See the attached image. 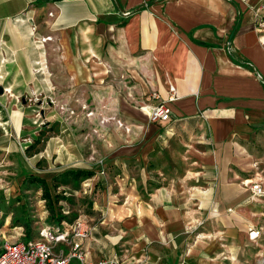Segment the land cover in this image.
Masks as SVG:
<instances>
[{
    "label": "crops",
    "instance_id": "1",
    "mask_svg": "<svg viewBox=\"0 0 264 264\" xmlns=\"http://www.w3.org/2000/svg\"><path fill=\"white\" fill-rule=\"evenodd\" d=\"M262 21L264 0H0V85L32 95L57 75L106 82V106L117 103L109 114L132 122L130 144L111 159L137 157L144 176L159 183L149 202L112 209L110 221L172 249L180 240L169 232L180 230L186 256L198 264H263L254 250L259 239L248 235L252 225L264 226V212L254 210L264 202L251 189L259 178L264 186ZM39 64L47 71L37 72ZM94 95L102 101L99 89ZM162 101L171 119L151 122L141 107ZM242 208L252 209L249 218ZM208 219L218 233L189 234ZM106 225L83 239L88 260L137 264L113 252L129 231L110 236ZM169 248L156 264L172 263Z\"/></svg>",
    "mask_w": 264,
    "mask_h": 264
},
{
    "label": "rangeland",
    "instance_id": "2",
    "mask_svg": "<svg viewBox=\"0 0 264 264\" xmlns=\"http://www.w3.org/2000/svg\"><path fill=\"white\" fill-rule=\"evenodd\" d=\"M41 67L36 66L37 72H45ZM53 80L54 84L46 85L43 93L35 91L32 95L30 91L11 95L5 91L6 86L0 85L3 87L0 93V248L6 240L17 241L20 238L17 233H27L28 226L29 236L35 238L45 225L61 227L80 218L85 226L98 229L108 223L110 236L117 229L129 231L119 232L122 236L114 241L113 252L128 253L129 257L143 259L147 264L163 262L168 244L146 243L150 239L144 236L146 241L143 240L133 227L117 219L110 221L112 209L135 206L137 200L149 202L159 184L153 173L149 179L144 176L145 167L137 157L125 160V165L111 159L116 147L130 144L127 141L131 138L132 122L122 115L109 114L108 107L117 103L106 106V82L98 86L95 81L76 83L65 81L59 75ZM97 89L102 101L94 95ZM120 121L130 130L121 126ZM71 168L95 173L92 177L64 178L62 173ZM29 172L44 177L47 185L25 179ZM46 188L55 213L48 208ZM242 209L244 217L249 218L252 209ZM254 210L264 212V208ZM211 223L208 219L188 232L194 238L201 232L218 233L219 226ZM260 224H264V215L260 217ZM179 231L169 232V238L181 242L185 233ZM229 231L234 234V230ZM258 239L254 250L258 258L264 259V233ZM180 242L176 248H169L171 258L174 255L169 264H185L188 258L192 259L189 264H198L194 257L186 256L187 245ZM211 247L212 255L218 252L217 243L213 242ZM154 254L159 260L153 261Z\"/></svg>",
    "mask_w": 264,
    "mask_h": 264
},
{
    "label": "built area",
    "instance_id": "3",
    "mask_svg": "<svg viewBox=\"0 0 264 264\" xmlns=\"http://www.w3.org/2000/svg\"><path fill=\"white\" fill-rule=\"evenodd\" d=\"M128 14L129 12H124V15ZM49 39H52V36L43 37V41ZM2 77L0 75V78ZM141 109L147 111L151 122L158 123L171 119L172 108L168 101L145 104ZM126 128L130 130L129 126ZM260 179L251 180L252 198L264 202V186ZM248 181L250 180H246L247 183H249ZM93 229L95 227L85 226L78 218L72 222H65L61 227L45 225L40 228L38 237L35 238L27 237L26 233L19 232L17 234L20 235V238L17 241L6 240L2 243L0 264H74L75 260L79 264H126L110 256L97 262L88 260V252L83 245V239L89 237ZM263 233L264 226L252 225L249 228V237L252 240H257ZM137 261V264H141L144 260L138 259Z\"/></svg>",
    "mask_w": 264,
    "mask_h": 264
},
{
    "label": "trees",
    "instance_id": "4",
    "mask_svg": "<svg viewBox=\"0 0 264 264\" xmlns=\"http://www.w3.org/2000/svg\"><path fill=\"white\" fill-rule=\"evenodd\" d=\"M235 30L233 31V33H235ZM94 171L93 170H86L83 168H71V169H67L66 171H64L63 177L64 178H69V177H75V178H79L81 176H86V177H92L94 175ZM30 180L31 182H38V183H42L43 185H47L46 179L44 177H41L39 175L33 174V173H27L25 179ZM45 198L47 199V204H48V208H50V210L52 211V213H55V205L52 201L51 195H50V191L48 190V188H46L45 190ZM30 233V226H28L27 228V237L29 236Z\"/></svg>",
    "mask_w": 264,
    "mask_h": 264
},
{
    "label": "bare ground",
    "instance_id": "5",
    "mask_svg": "<svg viewBox=\"0 0 264 264\" xmlns=\"http://www.w3.org/2000/svg\"><path fill=\"white\" fill-rule=\"evenodd\" d=\"M41 40H43V37L41 38ZM42 68H44L45 70H46V65H44ZM47 71V70H46ZM5 91H11V88H9V87H6L5 88ZM120 125H123V123H119Z\"/></svg>",
    "mask_w": 264,
    "mask_h": 264
},
{
    "label": "water",
    "instance_id": "6",
    "mask_svg": "<svg viewBox=\"0 0 264 264\" xmlns=\"http://www.w3.org/2000/svg\"><path fill=\"white\" fill-rule=\"evenodd\" d=\"M2 92H3V87L1 86V87H0V93H2Z\"/></svg>",
    "mask_w": 264,
    "mask_h": 264
}]
</instances>
